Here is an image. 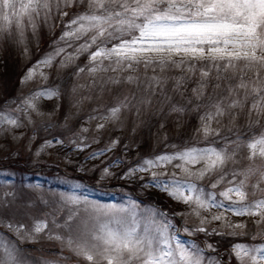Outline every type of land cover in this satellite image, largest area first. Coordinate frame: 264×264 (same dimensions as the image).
<instances>
[{
    "label": "snow or ice",
    "instance_id": "snow-or-ice-1",
    "mask_svg": "<svg viewBox=\"0 0 264 264\" xmlns=\"http://www.w3.org/2000/svg\"><path fill=\"white\" fill-rule=\"evenodd\" d=\"M74 6L83 10L65 24L66 30L59 37V41L67 43V39H87L75 49L74 54L61 60L62 67L85 52L88 53L89 66L86 67L90 74L107 72L109 69L116 72L141 65L144 68L158 65L163 70L168 65L180 67L186 63L184 58H188V61L207 60L218 71L222 63L225 72L233 70V76L217 75L216 79L230 81L236 78L235 70L242 63L237 83H227L229 95L224 98L228 100L226 107L243 109L248 105L249 116L253 111L258 115L264 114V0H0V39L5 35H12L11 28L14 23L20 38L18 42L23 44L25 21L35 33L38 19L47 24L56 16H68L65 9ZM64 51L65 48L58 47L54 54H48L37 61L21 82L31 81L37 75L46 81L47 76L39 70L51 67L55 56ZM175 57L181 59L177 61ZM105 61L109 62L107 66ZM194 67L189 64L188 71L191 72ZM84 71L85 67H79L76 74ZM249 72L252 75L249 76ZM201 76L207 78L209 72L203 71ZM135 79L128 76L126 81L133 82ZM150 80L157 85L161 83L156 77H151ZM108 82L117 84L120 81L117 77H109ZM182 84L183 78H180L176 82L175 90L179 91ZM206 87L207 84L202 80L192 90L197 100L203 97ZM220 88L221 84L217 82L213 91ZM180 94L183 95L182 92ZM58 97V88L37 90L24 97L15 111L31 110L42 115L35 101ZM127 106L121 102L108 109L106 115L89 119L116 120L121 108ZM200 107L215 111H205L200 116L201 127L197 131L202 133L205 140L210 136H219V129L213 128L212 122L215 120L218 123V117L225 115L224 101L196 105L193 110ZM172 110L180 113L185 111L183 107L175 106ZM4 124L14 128L21 127L19 118H14L8 111L0 112V126ZM104 127V124L97 125L98 129ZM82 131L87 132L88 129ZM92 142L98 143V140ZM51 143L47 141L43 147L51 146ZM73 143L76 144V141ZM216 143L210 141L203 147H185L171 154L145 159L131 168L126 175L130 177L136 172L149 171L178 161L174 167L180 170L182 177L178 178L173 173L165 180L157 178V174L153 173L151 186L167 193L175 201L188 205L196 216H200L201 211L216 208L240 216L260 214L264 219V198L244 203L248 195L245 190L248 181L258 175L257 183L253 187L259 188V184L264 182V169L250 165L243 171L229 173L225 170L229 161L234 162L241 147L249 150V161H255L257 157L264 160V131L253 135L247 141L237 135L236 140L229 141L225 138L222 146L217 147ZM86 146L83 141L76 144L80 151ZM109 150L110 148H106L93 152L89 159H96ZM39 154L37 151L36 155ZM197 165L201 166L197 168ZM108 174V169L105 168L103 175ZM213 175L216 179L210 185L212 189L227 180V186L219 193L206 191L198 183L206 177L211 179ZM229 175L233 177L231 180L227 179ZM237 176L243 178L237 182ZM85 192L81 185H73L71 191L59 194L55 207L43 213V219H35L30 213H26L32 220L30 227L23 221L0 217V228L7 229L20 241L37 242L41 234H44L48 240L59 242L62 249L67 248L89 264H205L203 249L195 243L186 245L177 239L176 234L170 232L173 228L171 221L158 220L154 209H145L141 215L137 211L139 206L134 202L128 207L102 206L87 199ZM218 196L222 199L218 200ZM233 196L237 199L234 200ZM81 206L89 215L82 222L78 235L73 236L69 231V235L64 236L54 231L70 229V222L77 215V211H72L63 224L58 223V217L65 207L78 210ZM3 207L9 205L5 203ZM212 219H223V213L212 216ZM49 221L52 228H49ZM206 222V218H201V224ZM233 227L243 228L244 225L237 224ZM195 231L205 232L206 229L198 227ZM233 251L242 264L244 256H249L252 264H264V246L248 248L235 244ZM17 252L14 244L6 242L0 236V264H22L17 258ZM250 253L253 255H249ZM44 264L58 262L45 261ZM207 264H219V261L209 259Z\"/></svg>",
    "mask_w": 264,
    "mask_h": 264
},
{
    "label": "rangeland",
    "instance_id": "rangeland-1",
    "mask_svg": "<svg viewBox=\"0 0 264 264\" xmlns=\"http://www.w3.org/2000/svg\"><path fill=\"white\" fill-rule=\"evenodd\" d=\"M72 8H75L73 12ZM81 10L83 9L76 6L65 9L70 18ZM54 19L59 20V23L52 19L45 24L42 19H38L35 33L25 21L23 44L18 42L20 38L14 23L11 28L12 35H5L4 38L0 39V47L3 41L10 43L14 54L19 57V59L17 57V62L20 64H23L30 57L32 51H39L41 43L46 42L47 48L44 47L40 51L36 61L23 72L22 78L37 61L48 54H54L58 47L67 49L69 44L72 45L69 50L55 56L51 67H43L39 70L47 76L46 81L41 80L37 75L31 81L21 82L11 98H5L3 95V89L7 83L5 76L11 75L10 77L14 79L17 69L10 71L11 65L9 63H3L4 68L1 67L2 64L0 63V112H10L14 118H19L21 124L19 128L7 124L0 126V217L23 221L30 227L32 220L26 213H30L35 219H43V213L51 211V208L55 207L61 192L71 191V186L79 184L86 190L87 199L102 206L128 207L134 202L139 206L137 211L141 215L145 209H154L158 220L162 222L171 221L173 228L170 232L175 233L177 239L186 245L195 243L203 249L205 264L209 259L219 261V264H242L233 251V245L242 244L248 248L264 246V219L261 218L260 214L240 216L233 215L231 212H224L223 209L211 208L208 211H201L200 216H196L192 214L188 205L175 201L167 193L151 186L153 173L157 174V178L165 180L169 179L173 173L178 178L182 177L180 170L174 167L176 163H179L178 161L152 168L149 171L136 172L130 177L126 175L131 168L138 166L143 160L157 156L140 155L141 151L138 147L146 137L147 145L152 147L151 150L153 151L172 132L177 137L183 135L184 140L188 142V145L185 146L182 136L181 141L176 139V141L170 142L166 148L168 150L158 154L161 155L171 154L185 147H203L206 141L212 139L217 140L220 146L225 142V138H228L229 141L236 140L237 135L247 141L253 135L246 138L240 132L257 126L258 123H262V125L254 135H259L261 131H264V114H259L260 118L262 116L263 118L258 121L257 116L259 115L255 111L249 116L248 105L243 109H227L226 107L228 100L224 98L229 95L228 92L226 93L227 83L230 82L233 85L237 83L242 63L235 70L236 78L225 82L215 92L213 91L215 83L212 82L214 85L208 91V98L211 97V100L207 104L203 102L192 103L193 89H190L192 94L187 101L178 99L180 94L175 90L176 83L168 66L162 70L159 66L144 68L141 65L134 66L133 69H119L116 72L109 69L107 72L101 71L90 74L86 67L89 66L88 56L84 57V53H82V56L79 55L67 66L62 67L61 60L69 54H74V49L79 47L87 37L80 40L67 39V43L59 41L62 34L57 38L54 37L53 27H64L67 23L66 16L63 18L56 16ZM40 25L46 28L48 36L47 40L42 42L39 36ZM62 29L65 30V28ZM175 59L180 60L181 57H175ZM184 59L188 61V58ZM108 63L105 61L106 66ZM187 64L186 62L181 67H188ZM209 65V67L201 69L199 74L201 75L203 71L207 70L209 72V68L213 67L212 64L209 63ZM16 67L21 66L18 64ZM79 67H85V71L77 75L76 72ZM220 67L223 68L222 63ZM217 72L216 68L214 75H217ZM227 72L229 77L233 76V70L229 69ZM248 75L250 76L252 73L249 72ZM128 76L136 79L133 82H127ZM109 77H117L120 82L117 84L108 82ZM151 77H156L161 83L157 85L155 81L150 80ZM224 87L226 90L223 92ZM49 88H58L59 97L40 98L35 101L42 115H37L31 110L26 112L15 111L24 97L37 90ZM217 93H220V96L213 99L214 94L217 95ZM175 95H178V98L174 99ZM189 100L191 103H188ZM220 100L224 101L225 115L218 117V123L215 120L212 122V127L219 129L220 135L210 136L205 140L202 133L197 131L201 127L200 116L205 111H215V109L204 107L197 110L193 109L196 105H209ZM121 102L128 106L121 108L118 119L113 121L100 118L89 119V117L106 115L108 109L121 104ZM62 105L63 110L61 111ZM173 106L183 107L185 111L183 113L175 112L172 110ZM197 112L196 121H193L194 124L192 122L193 126L186 129L187 117H195ZM150 115L153 118L154 130L151 128L149 130ZM98 124H104L105 127L98 129ZM182 126H184V132L179 135ZM244 126L247 128H243ZM85 128L88 129L87 132L82 131ZM148 130L150 131L149 136H147ZM93 140H98V143H93ZM47 141L52 142L51 146L43 147ZM73 141H76V144L83 141V144L87 146L84 147L83 151H80ZM125 145H129L128 149L125 148ZM116 146H123L119 154L116 153ZM106 148H110V150L105 154L96 159H89L93 152H100ZM37 151H39V155H36ZM248 155L249 150L246 147H241L234 158V162L229 161L225 170L229 173L243 171L250 165L264 169V160L257 157L255 161H249ZM117 161L119 163H116ZM200 166L197 165L196 167L199 168ZM105 168L109 172L107 176L103 175ZM148 176L149 178L146 179ZM232 178L231 175L227 177L228 180ZM242 178V176H237L236 181L238 182ZM258 178V175L253 176L248 181V186L245 189L248 195L244 203H252L264 198V191H261L264 189V182L259 184V188L253 187ZM215 179L216 176L213 175L211 179L206 177L198 183L203 185L206 191L219 193L227 186V180L217 188L212 189L210 185ZM127 180L141 181H138L139 185L130 186L126 185L125 181ZM253 193L255 194L253 195ZM99 196L105 199L98 198ZM152 197L166 198L167 202L161 200L156 203L150 200ZM217 199L222 198L218 196ZM233 199L235 200L237 197L233 196ZM162 201L166 205L164 209L159 205ZM5 203L9 207H3ZM72 211H77V215L70 222V229L61 228L54 229V231L64 236H68L69 231L73 236L79 234L82 222L89 215L84 211L83 206L78 210L73 207H65L57 222L63 224ZM221 213H223V219H212V216ZM201 218H206L207 222L201 224ZM237 224L244 225V227H233ZM198 227H204L206 231H195ZM49 228H52L50 221ZM214 234L227 241L229 244L227 248L218 249L212 241ZM0 236L6 242L15 245L18 249L17 258L22 261V264H44L45 261H57L58 264H89L84 259L75 256L67 248L62 249L59 242L48 240L44 234H41L37 242L20 241L7 229L0 228ZM249 255L253 254L250 253ZM243 264H252L249 256H244Z\"/></svg>",
    "mask_w": 264,
    "mask_h": 264
},
{
    "label": "trees",
    "instance_id": "trees-1",
    "mask_svg": "<svg viewBox=\"0 0 264 264\" xmlns=\"http://www.w3.org/2000/svg\"><path fill=\"white\" fill-rule=\"evenodd\" d=\"M75 10V8H72V12ZM71 12V13H72ZM71 18H70V16L68 15V16H66V21L68 22L69 20H70ZM53 21L54 22H57V23H59V20H55V19H53ZM62 28H65V26L64 27H56V26H54L53 27V36L54 37H58V36H60V34H62L63 33V31H65V30H63ZM61 31V32H60ZM51 32V31H50ZM60 32V33H59ZM39 36H40V38H41V42L42 41H46L47 40V38H48V36H47V33H46V28L44 27V26H42V25H40V27H39ZM47 46V44H46V42H43V44L41 43L40 44V48H39V51H37V52H35V51H32V53H31V55H30V57L26 60V61H24V63L23 64H20V63H18L17 62V57L18 56H16L15 54H14V51H13V49H12V46H10V43L8 42V41H3L2 42V44H1V47H0V50H3V52H0V63L2 64V68H4L3 67V63H6L7 62V64L9 63L10 65H11V68H9V70L10 71H12V70H14V69H17V74L15 75V77H14V79L12 78V77H10L11 75H9V77H6L5 76V78H6V84H5V86H4V89H3V95L5 96V98L7 97V98H11L13 95H14V93H15V90H16V88H18L19 87V85L21 84V78H22V74H23V72L25 71V70H27V68L28 67H30L35 61H36V59H37V57H38V55H39V53H40V51H42L43 50V48L45 47V48H47L46 47ZM72 46V45H71ZM71 46L69 47L68 46V48L67 49H65V50H69L70 48H71ZM75 47V46H74ZM42 48V49H41ZM41 49V50H40ZM76 49V48H75ZM74 49V50H75ZM91 50H94V49H90V51ZM73 52V51H72ZM36 53V54H35ZM80 56H82V54H80ZM86 56H88V53L87 52H85L84 53V57H86ZM18 59H19V57H18ZM177 60V59H176ZM177 61H179V60H177ZM19 62H20V60H19ZM188 64V67H189V64H191V65H194L195 67L193 68V70L191 71V72H189L188 71V67H185V68H182L181 66V69H179V67H175V66H173V65H168V68L171 70V72L173 73L172 74V78H173V80L175 81V83L177 82V80H179L180 78H183V84H182V87L180 88V90L178 91V93L180 94L181 92L183 93V95H181L180 94V96H179V98H178V95H175V98L174 99H176V97L178 98V99H181V100H188V98L191 96V94H192V92H191V90L190 89H194V88H197L198 87V85L201 83V81L203 80L206 84H207V87L204 89V95H203V97L201 98V99H199V100H197L196 98H195V96H194V98L192 99V103H194V102H203V103H205V104H207V102L208 101H210V99L208 98V91H209V89H210V87L212 86V85H214V84H212V82H214L215 84L217 83V82H219L220 84H221V86L225 83V82H227V81H225V80H220V81H217V79H216V77H217V75H220V76H228L229 77V74H228V72H225L224 71V69L222 68V67H220V69H219V71L217 72V75H214V72L216 71V68L215 69H213L214 67H210L209 68V76L207 77V78H202V76L199 74V71L201 70V69H203V68H205V67H209L210 65H209V62L207 61V60H203V61H200V60H192V62L191 61H186ZM21 66V67H16V65H18V64ZM155 66H157L158 67V65H155ZM207 72H208V70H207ZM63 80H64V78H63ZM65 81V80H64ZM63 81V82H64ZM226 90V87H224L223 89H222V91L224 92ZM228 91H226V93H227ZM220 96V93H217V95H215L214 94V98L213 99H215V98H217V97H219ZM174 97V96H173ZM4 98V99H5ZM3 99V100H4ZM173 99V98H172ZM205 108V107H204ZM203 108V109H204ZM63 110V105H62V107H61V111ZM200 112H201V110H200ZM198 115V112L197 113H195V117L194 116H188L187 117V120H186V122H187V124L185 125V128L186 129H189L190 127H192L193 126V124H194V122L196 121V116ZM263 118V116L260 118V115L259 116H257V119H258V121H260L261 119ZM152 115H150L149 116V120H148V123H149V130H150V128L152 129V130H154V123H152ZM260 119V120H259ZM194 121V122H193ZM192 122H193V124H192ZM259 125H257V126H254V127H252V128H248V130H242V132H240V133H243V135H244V137H246V138H248V137H251L252 135H254L257 131H258V129L260 130V126L262 125V123H258ZM183 127L184 126H182V128H181V132L179 133V135L180 134H183ZM243 128H247L246 126H244ZM148 130V133H147V136H149L150 135V131ZM192 130V129H191ZM173 134V135H172ZM181 137L183 136V135H180ZM181 137H177L176 135H174V133L172 132L171 134H170V136H167L165 139H164V141L163 142H161L160 144H159V146L158 147H156L155 148V150L153 151V150H151L152 149V147H149L148 145H147V142H146V139H147V137H146V139L143 141V143H141V144H139V149H140V151H141V153H140V155L141 156H146V155H158V154H160L161 152H164V151H167L168 149H166L167 148V145L168 144H170V142H172V141H176V139L177 140H179V141H181ZM183 138V140H184V136L182 137ZM210 141H215L214 139H212V140H208V141H206L203 145H206V144H208ZM216 142H217V140H216ZM184 143H185V146L186 145H188V142H186L185 140H184ZM216 146H220L219 145V143L217 142L216 143ZM121 147H123V146H116V149H117V152L116 153H118L119 154V152L122 150V148ZM128 147H129V145H125V148L126 149H128ZM130 150H131V147H130ZM49 164V163H48ZM96 176V175H95ZM149 178V176L148 177H146V179H148ZM113 181H114V178L112 179ZM117 180V179H116ZM138 181H141V180H138ZM137 180H127V181H125V183H126V185H130V186H133V184H136V185H139V182H138ZM98 198H101V199H105V198H103V197H101V196H99ZM151 201H155L156 203L157 202H160L161 200H164L165 202H167V199L166 198H164V199H159V198H155V197H152L151 199H150ZM165 202H163L162 201V203H159V204H161V206H162V208H164V207H166V205H164V203ZM200 239V238H199ZM212 241H213V243H215L216 245H217V247H218V249H220V250H223V249H225V248H227V245H229L228 243H227V241L226 240H223V239H221L219 236H216L215 234L212 236Z\"/></svg>",
    "mask_w": 264,
    "mask_h": 264
}]
</instances>
